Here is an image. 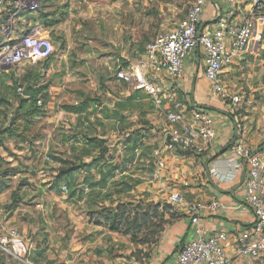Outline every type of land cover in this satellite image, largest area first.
<instances>
[{"label": "crops", "instance_id": "crops-1", "mask_svg": "<svg viewBox=\"0 0 264 264\" xmlns=\"http://www.w3.org/2000/svg\"><path fill=\"white\" fill-rule=\"evenodd\" d=\"M240 1L243 5L247 2ZM228 6L226 0H208L202 22H214L220 15H226ZM172 10V0H41L38 11L25 12L15 19V38L36 27L51 36L56 51L47 60L27 61L16 69L0 67V82L6 80L5 72L13 70L17 84L26 75H37L47 93L42 107L45 114L29 118L37 125L43 120V133L29 136L24 142L8 140L16 150L3 157L8 164H0V170L18 168L14 176L17 180L25 178L18 186V181L13 183L8 177L9 188L0 192L2 253L6 250L29 258L35 249L33 260L38 263L41 255H46L45 262L58 252L61 262L73 264L74 251L79 250L89 255L86 260L90 262L86 264H140V260L124 251V244L133 245L129 237L96 224L89 215L94 201L103 200L105 193L114 189L136 197L147 189V201L155 200L150 192L158 188L163 191L158 198L162 201L169 200L171 191L184 196L185 202L173 203L181 212L180 217L166 226L153 244L150 257L144 258V264H176L178 247L194 235L190 204H205L201 225L209 232L226 231L231 236L252 225L254 214L245 204L247 159L232 153L233 144L209 164L208 161L232 141L236 131L235 143L249 146L264 158V79L254 82L256 72L245 71L264 57V48L258 53L244 54L224 71L223 80L230 92L241 96V102L234 108L213 92L205 77L203 54L187 57L184 76L176 85L177 99L191 108L211 113L217 135L203 155L181 149L166 152L167 167L163 170L158 168L155 150L169 126L166 115L144 91L117 78L120 67L138 65L145 58L147 44L185 18L183 15L173 21L169 16ZM156 14L160 19H156ZM8 15V10L0 9V41ZM79 15L90 16L92 20L84 37L79 35V31L83 33L81 27L73 23ZM240 80L243 81L238 84ZM79 104L86 106L84 111L73 110ZM141 137L143 156L137 149ZM95 139L104 141L108 148L105 159L99 162L96 159L101 148H95L91 142ZM81 163H87V169L80 167L68 179L55 180L63 167ZM106 174H110L106 186L93 188V183ZM15 191L17 202L12 196ZM99 191L101 198L97 199ZM213 201L221 203L216 211L208 207ZM67 217L78 222L72 242H77V234L84 235V242L69 246L71 232L63 224L68 222ZM10 229H18L23 237L8 238ZM226 252L235 264H264V256L256 260L238 257L230 242L226 244Z\"/></svg>", "mask_w": 264, "mask_h": 264}, {"label": "built area", "instance_id": "built-area-1", "mask_svg": "<svg viewBox=\"0 0 264 264\" xmlns=\"http://www.w3.org/2000/svg\"><path fill=\"white\" fill-rule=\"evenodd\" d=\"M207 2L193 0L179 24L147 44L143 61L117 71L118 79L149 95L169 121L161 144L155 150L159 170L167 167L166 152L181 149L203 155L217 135L211 113L191 108L177 99L176 85L184 76L187 57L194 53L204 55L205 77L213 92L234 108L241 102V96L230 92L223 73L244 54L258 53L264 48V0H247L245 5L240 0H226L229 4L226 15L203 23ZM40 7L41 0H0V9L9 12L1 29L4 38L0 41V67L16 69L24 62L47 60L55 53L51 36L42 34L36 27L19 38L14 36L15 19L21 13L35 12ZM24 87L18 84L19 95L24 96ZM168 103L171 105L167 106ZM43 104L42 100L38 101V105ZM232 153L248 161L245 204L252 209L254 222L231 236L226 231L209 232L201 225V210L205 204H190L194 235L178 247L176 264H235L234 258L226 252L228 242L238 257L256 260L264 256V158L243 143H235ZM169 200L175 204L185 202L178 191H171ZM220 206L219 201H213L208 207L216 211ZM7 237L21 239L23 235L18 229H10Z\"/></svg>", "mask_w": 264, "mask_h": 264}, {"label": "trees", "instance_id": "trees-1", "mask_svg": "<svg viewBox=\"0 0 264 264\" xmlns=\"http://www.w3.org/2000/svg\"><path fill=\"white\" fill-rule=\"evenodd\" d=\"M26 83L31 84V91L35 89L36 96L29 98L31 104L29 107H25V101L23 100V96L19 95V102L17 110L12 113L9 123L5 125L3 129H0V145L4 144L3 135H9L10 137H15L20 141L28 140L29 136L25 134V132L30 128L32 122L29 121L30 117L41 116L45 114L43 110V106L38 105V101L42 100L44 103V99L47 97V93L44 91L45 86L39 85V80L37 75H26L22 79L21 85H26ZM18 86V84H17ZM17 88V87H16ZM1 103V100H0ZM86 106L83 104H79L73 108L76 112L84 111ZM13 116L16 119L12 122ZM9 118V114H8ZM24 120V123H20L19 121ZM23 124V125H22ZM24 127L23 131H20V126ZM95 148H101V153L96 159L98 162L101 159H105V153L107 152V147H105L104 141L95 139L91 141ZM136 146V143H135ZM2 162L0 161V164ZM80 167L86 168L88 167L87 163H81L78 165H71L67 167H63L59 173L56 175L55 180L60 182L63 179H68L73 175L74 171L78 170ZM116 166L113 167V170ZM10 167L4 168L0 170V192H3L5 189L9 188V185L6 181L8 177L13 174L11 173ZM15 170V169H14ZM110 174H106L102 176V178L98 182H94L92 187H105L108 181ZM76 192V191H72ZM84 189L80 191L79 197L82 198L84 195ZM125 191L114 189L112 192L104 195L103 200L101 199L99 202L97 200L94 201L95 207L89 210V215L92 216L94 222L101 226L108 227L111 231L117 232L126 236H130L132 243L138 244L141 246L148 245L152 246V244H156L158 242L159 235L165 229V225L167 223H171L173 220H176L180 217L181 212L176 208L175 205L171 203H155L153 201H139L138 203H132L128 201H124L121 198H115V194L119 195ZM101 191L95 197H100ZM14 201L17 202L18 194L13 192ZM108 200V204L105 203ZM136 208L133 209L132 207ZM97 207V208H96ZM95 208V209H94ZM171 212L172 216L170 219L166 217V213ZM176 212V214L174 213ZM143 248H140L137 252L132 253V256L135 257L136 260H140V264H144L142 261ZM151 253H147L145 255V259L150 257ZM4 255L0 250V264H4ZM37 263V260H34Z\"/></svg>", "mask_w": 264, "mask_h": 264}, {"label": "rangeland", "instance_id": "rangeland-1", "mask_svg": "<svg viewBox=\"0 0 264 264\" xmlns=\"http://www.w3.org/2000/svg\"><path fill=\"white\" fill-rule=\"evenodd\" d=\"M192 2H193V0H172L173 10L169 14V16L172 17L173 21H174L175 17H182L183 15L186 16V14L188 13V10H189ZM22 15H24V13L20 14V16H22ZM89 17L90 16H81V15H79L78 18H75V20H73L74 21L73 22L74 25H77V26L81 27V30H83V33L81 31H79V35L81 37H84V35L87 32V30L90 29L91 26H92V22H91L92 20ZM155 17H156V19H160V16L158 14H156ZM114 20H115V17H114ZM75 34H77V33H75ZM75 34L73 35L74 37L77 36ZM202 56L204 58V55H202ZM262 60L264 61V57L263 56L260 57L254 65H252V66H250L248 68H245V71H247V72L250 71L251 74L253 72H256V75H255V78H254V82H256V80H263L264 79V62H262ZM5 73H6L5 75L7 76L6 80H3L2 82H0V100H1V103H0V106H1L0 107V129H3L5 127V125L7 123H9L8 122L9 121L8 114L9 113H14L17 110L18 102H19V98H20L18 93H17V90H16V87H17V83H16L17 80H16V77H15L16 76L15 75L16 72L13 70V71H10V72H5ZM21 81H22V79H21ZM241 81H243V80H240L237 83L239 84V83H241ZM39 82H40V80H39ZM257 83H259V81ZM39 84L41 85V82ZM208 86H209V84H208ZM32 93H33V96H36L35 89H32ZM31 101L32 100H29V99L26 100L24 106L25 107L29 106L31 104ZM13 117H15V116H13ZM19 122L20 123H24V120L20 119ZM42 123H43V120H42ZM42 123H40L38 125L32 123L30 128L25 132V134L27 136H31V137H35V136L41 135L43 133L42 132V127H43ZM22 125L19 127L20 131L24 130V127ZM156 132H157V135H158V130ZM3 137H4V144L0 145V161L2 163H4V164H8V163H6L8 161L5 158H3V157L5 155H8V154L10 155V154L14 153V151L16 150L15 149L16 146L10 145V142H8V140L13 139L14 142H15V140L17 142L18 139L15 138V137H10L9 135H3ZM162 139H163V134H162ZM162 139H161V141H162ZM139 143H140V146L139 147L137 146V149H139V151L141 153V156H143V149H145V148L143 146L144 142L142 140V137H141V141H139ZM145 145H148V144H145ZM130 149H133V148L131 147ZM16 158L19 161L21 160L19 157H16ZM148 159H152V157L148 158ZM142 163H143V161H142ZM146 164L149 165L150 162H148V163L145 162V165ZM145 168L148 169L149 166H146ZM18 170H19L18 168H16L15 170L14 169L11 170V173H13V174H11L9 176L10 177L9 180L12 181L13 183L18 181L17 185L21 186L25 182V178L24 179L19 178V180H17L16 177H14V176H16V174H17L16 171H18ZM142 187H144V184H142ZM150 193L154 194L155 200L153 202H155V203H162V205L166 204V203H171L172 205H175L170 200L162 201L161 199H158V198H160L161 194L163 193V191L160 190L159 188L156 189L154 192H150ZM148 194H149V190L146 189L143 193H140V197L132 196L131 194H123V193H121V194H119L117 196L119 198L120 197L127 198L124 201L132 202V203L135 204V203H138L139 201H143V199H145L147 201ZM133 197H136V198L133 199ZM175 206L177 208V205H175ZM132 208L135 209L136 207L133 206ZM174 213L176 214V212H174ZM171 216H172L171 212H167L166 213V217L168 219H170ZM63 224L66 225V228L68 229V231L71 232V235H69V238H68L69 239V243H68L69 246L72 245V243H76L77 244V243H80L81 241L84 242V240H83L84 235L82 236L81 234H77V236H76V239H77L76 241L77 242H72L73 241L72 240V233L76 231L75 228L78 226V222L77 223L72 222L68 218V222H64ZM168 224L169 223H167L164 228H166V226ZM104 227H106V226H104ZM78 229H79V227H78ZM121 235H123V234H121ZM160 235H159L158 239L160 238ZM123 236H126V235H123ZM127 237H129V239L131 241L130 236H127ZM85 241L88 242L87 240H85ZM100 242H101V240H100ZM131 243H132V241H131ZM101 244L102 243H100V245ZM152 246H153V244H152ZM152 246L151 247L148 246V245L141 246V245L134 244V243H133V245L124 244V251H125L126 255H129V253H131L130 255H131V257H133L132 253L137 252L140 248H143V249L146 248V250L145 249L143 250L144 252L142 253V255L140 254V257H142L141 260L144 261L145 255L147 253H151ZM34 250L32 251V256L30 255L29 258L28 257L21 258V257H18L16 255H14L10 251L4 250L3 251V255H4V258H5L3 260L4 264H54L55 261H59L58 264H66L65 262H61L62 261V257L59 255L58 252H55L54 254H52V256L50 255L52 258L49 261H45V262H44V260L46 258V255H41L40 262L35 263V261L33 260ZM74 253L76 254V259H75V262L73 264H86V263L90 262V260H86V258L89 256L86 252L82 253V252H79V250L78 251L76 250V251H74ZM133 258H135V257H133Z\"/></svg>", "mask_w": 264, "mask_h": 264}, {"label": "water", "instance_id": "water-1", "mask_svg": "<svg viewBox=\"0 0 264 264\" xmlns=\"http://www.w3.org/2000/svg\"><path fill=\"white\" fill-rule=\"evenodd\" d=\"M30 87H31V84L30 83H26V85H25V87H24V96H23V100H28L29 98H31L32 97V91H31V89H30ZM16 119V117H14L13 118V121ZM237 138H238V131H236V133H235V136H234V138L232 139V141L229 143V144H227L216 156H214L212 159H210L209 161H208V164L212 161V160H214V159H216L219 155H221V154H223L224 152H226L233 144H235V142H236V140H237ZM208 164H207V171H208V173L209 174H211V172H210V169H209V167H208Z\"/></svg>", "mask_w": 264, "mask_h": 264}]
</instances>
